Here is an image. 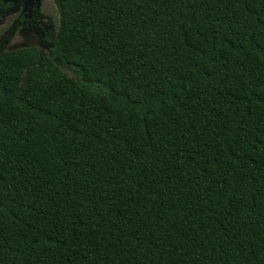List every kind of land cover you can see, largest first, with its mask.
Listing matches in <instances>:
<instances>
[{"label":"trees","instance_id":"obj_1","mask_svg":"<svg viewBox=\"0 0 264 264\" xmlns=\"http://www.w3.org/2000/svg\"><path fill=\"white\" fill-rule=\"evenodd\" d=\"M56 5L0 52V264H264V0Z\"/></svg>","mask_w":264,"mask_h":264},{"label":"rangeland","instance_id":"obj_2","mask_svg":"<svg viewBox=\"0 0 264 264\" xmlns=\"http://www.w3.org/2000/svg\"><path fill=\"white\" fill-rule=\"evenodd\" d=\"M30 6L31 13L25 23L22 18L16 21L11 27V41L7 45L4 44L6 35L0 36V50L17 49L21 47H35L39 52L45 54L50 53L52 42L55 37L58 25V11L56 0H32ZM22 15L18 13V16ZM55 62L68 75L75 76V72L68 65Z\"/></svg>","mask_w":264,"mask_h":264},{"label":"flooded vegetation","instance_id":"obj_3","mask_svg":"<svg viewBox=\"0 0 264 264\" xmlns=\"http://www.w3.org/2000/svg\"><path fill=\"white\" fill-rule=\"evenodd\" d=\"M32 0H0V36L6 35V38L4 40V44L7 45L9 41H11L10 38L12 29L16 23V21L20 18L24 20L26 23L28 21L29 14L31 13V4ZM18 13H21L22 15L18 16ZM13 49H2V51H8Z\"/></svg>","mask_w":264,"mask_h":264},{"label":"water","instance_id":"obj_4","mask_svg":"<svg viewBox=\"0 0 264 264\" xmlns=\"http://www.w3.org/2000/svg\"><path fill=\"white\" fill-rule=\"evenodd\" d=\"M4 1H7V0H4Z\"/></svg>","mask_w":264,"mask_h":264}]
</instances>
